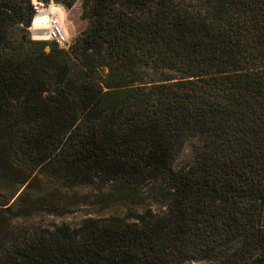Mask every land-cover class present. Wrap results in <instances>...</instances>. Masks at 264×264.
Wrapping results in <instances>:
<instances>
[{"label": "trees", "instance_id": "trees-1", "mask_svg": "<svg viewBox=\"0 0 264 264\" xmlns=\"http://www.w3.org/2000/svg\"><path fill=\"white\" fill-rule=\"evenodd\" d=\"M33 6L0 0V264H264V0H80L67 52ZM79 187L122 214L17 223Z\"/></svg>", "mask_w": 264, "mask_h": 264}, {"label": "rangeland", "instance_id": "rangeland-1", "mask_svg": "<svg viewBox=\"0 0 264 264\" xmlns=\"http://www.w3.org/2000/svg\"><path fill=\"white\" fill-rule=\"evenodd\" d=\"M33 1V0H32ZM59 5L62 9H64L65 13V22L66 30L69 32L68 36L72 39V45L74 43L75 38L78 36L80 32H82L86 28V23L80 20V0L76 1V3L71 8H66L64 5L60 3H56L53 0H50L48 3H44L43 1L36 0L33 7L35 10V15L39 13L38 7L44 6L47 7L50 4ZM40 4V6H37ZM35 18V17H34ZM34 20V19H33ZM33 23V21H32ZM31 28V25H30ZM68 28V29H67ZM28 32V36L32 41H39L45 44L44 50L49 52L51 48L55 47L53 43L48 42L46 40V32L47 29L41 32L29 31V27L26 29ZM44 33V34H43ZM58 48V47H57ZM59 49V48H58ZM70 49V48H69ZM69 49H60L64 52L69 51ZM158 75L154 74L148 70H146V77L144 81L157 79ZM195 144L194 141L190 140L186 143H183L180 146V149L174 159L173 169H177L182 166H187L192 163V155H191V146ZM18 193V192H17ZM16 193V195H17ZM50 193L56 195L60 199H63V203L69 207V211L62 215L51 214V213H40L37 216L32 217L28 220H17V223L23 225H45L51 226L53 224H68L70 226H75L79 224L83 219L88 217H100L103 215H110L113 213L122 214V209L119 207L113 208H103L101 204L96 203L95 196L98 194L96 187H79L75 189H55L50 190ZM15 195V196H16ZM12 202V201H11ZM60 202V201H59ZM180 264H206L203 260H194L182 262Z\"/></svg>", "mask_w": 264, "mask_h": 264}, {"label": "bare ground", "instance_id": "bare-ground-1", "mask_svg": "<svg viewBox=\"0 0 264 264\" xmlns=\"http://www.w3.org/2000/svg\"><path fill=\"white\" fill-rule=\"evenodd\" d=\"M38 9L39 13L35 15L33 23H31V28L29 27L30 30L32 29L33 31L41 32L47 29L48 32L49 29H51L53 25L56 24L60 25L62 30L67 33V35L69 34V32L66 30L64 9L53 3L47 7H38Z\"/></svg>", "mask_w": 264, "mask_h": 264}, {"label": "built area", "instance_id": "built-area-1", "mask_svg": "<svg viewBox=\"0 0 264 264\" xmlns=\"http://www.w3.org/2000/svg\"><path fill=\"white\" fill-rule=\"evenodd\" d=\"M29 31H32L29 28ZM46 40L55 44L59 49H69L72 46V39L65 33L60 25L54 24L46 33Z\"/></svg>", "mask_w": 264, "mask_h": 264}, {"label": "water", "instance_id": "water-1", "mask_svg": "<svg viewBox=\"0 0 264 264\" xmlns=\"http://www.w3.org/2000/svg\"><path fill=\"white\" fill-rule=\"evenodd\" d=\"M36 3V0H33V4ZM37 6H40V4H37Z\"/></svg>", "mask_w": 264, "mask_h": 264}]
</instances>
